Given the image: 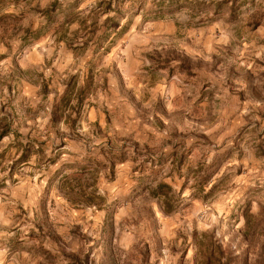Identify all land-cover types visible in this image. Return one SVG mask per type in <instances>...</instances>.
<instances>
[{
	"label": "rangeland",
	"instance_id": "rangeland-1",
	"mask_svg": "<svg viewBox=\"0 0 264 264\" xmlns=\"http://www.w3.org/2000/svg\"><path fill=\"white\" fill-rule=\"evenodd\" d=\"M114 6L0 0V264H264V0Z\"/></svg>",
	"mask_w": 264,
	"mask_h": 264
},
{
	"label": "trees",
	"instance_id": "trees-1",
	"mask_svg": "<svg viewBox=\"0 0 264 264\" xmlns=\"http://www.w3.org/2000/svg\"><path fill=\"white\" fill-rule=\"evenodd\" d=\"M101 4H105L106 5V7L102 10V13L107 12L108 10H110L111 9V6L113 4L115 5L113 7V11L116 14L120 12V10H119L120 0H101ZM51 10L52 9H49V11L46 12V14L49 15L50 12H51ZM110 19H111V17L110 16H107L105 18L104 22H107ZM64 98H65L64 95L61 96V101L64 102L65 101ZM2 120H4V117L0 118V121H2ZM6 130L7 129L5 128V129H3V130L0 131V137L4 136L6 134V132H7ZM28 150H29V146H26V149L22 151V153H21V155L19 157L20 160H23L28 155ZM79 170L81 172V169H79ZM73 178H74L75 182H77V183L80 180V176H74ZM163 188L166 189V192L159 193V196L158 197L162 196V198H164L162 202H167V201H169L167 190H171V187L169 185L165 184V183H159V184H157V190L158 191L162 190ZM158 191H156V192H158Z\"/></svg>",
	"mask_w": 264,
	"mask_h": 264
}]
</instances>
